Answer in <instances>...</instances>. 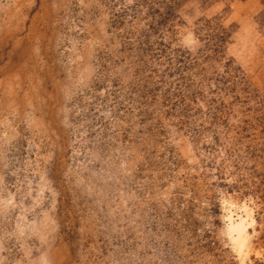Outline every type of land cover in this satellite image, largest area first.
Returning a JSON list of instances; mask_svg holds the SVG:
<instances>
[{
	"label": "rangeland",
	"instance_id": "1",
	"mask_svg": "<svg viewBox=\"0 0 264 264\" xmlns=\"http://www.w3.org/2000/svg\"><path fill=\"white\" fill-rule=\"evenodd\" d=\"M0 264H264V0H0Z\"/></svg>",
	"mask_w": 264,
	"mask_h": 264
}]
</instances>
